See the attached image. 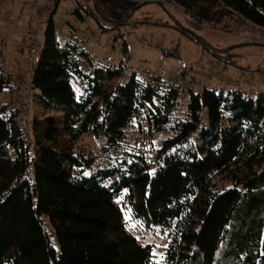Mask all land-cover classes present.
Segmentation results:
<instances>
[{"label": "trees", "instance_id": "obj_1", "mask_svg": "<svg viewBox=\"0 0 264 264\" xmlns=\"http://www.w3.org/2000/svg\"><path fill=\"white\" fill-rule=\"evenodd\" d=\"M163 1L200 24L238 17L264 29V0ZM53 16L31 71L38 112L23 128L17 107H0V264H264V91L190 89L185 119L170 125L178 86L95 68L59 45ZM169 127L154 160L122 147L131 129ZM85 134L102 151L75 148ZM129 222L165 233L163 262Z\"/></svg>", "mask_w": 264, "mask_h": 264}, {"label": "rangeland", "instance_id": "obj_2", "mask_svg": "<svg viewBox=\"0 0 264 264\" xmlns=\"http://www.w3.org/2000/svg\"><path fill=\"white\" fill-rule=\"evenodd\" d=\"M47 2L0 0V49L15 84L11 95L9 90L0 94V107L11 103L19 109L20 116L27 115L29 119L38 112L32 97L30 75L35 65L29 49L35 42L31 37L38 33L44 16L46 22L51 18L46 10ZM78 7L84 21L74 14ZM34 9L38 13L44 9L43 14L35 16ZM53 14L59 45L70 44L78 53H88L95 68L122 64L126 71L123 83L135 74L142 83L158 80L165 87L178 86L180 106L170 125L185 119L190 89L199 92L210 86L227 93L238 90L233 85L239 82L264 88V29L238 17L224 19L219 24H200L177 4L163 0H60ZM44 33H40L41 45ZM78 58L81 65L89 68L85 56ZM27 124L24 127L23 123V128ZM171 129L151 137L131 129L121 144L128 153H146L149 160H154L163 141L174 136ZM103 144L95 136L85 134L75 148L86 154L99 153ZM119 160L114 156L109 161L116 164ZM129 227L140 243L155 245L156 261L163 262L168 240L165 233H150L135 222H129Z\"/></svg>", "mask_w": 264, "mask_h": 264}, {"label": "built area", "instance_id": "obj_3", "mask_svg": "<svg viewBox=\"0 0 264 264\" xmlns=\"http://www.w3.org/2000/svg\"><path fill=\"white\" fill-rule=\"evenodd\" d=\"M57 3H58V0H48V2H47V6H46V10H47V12L49 13V18L52 16V12L54 11V9H55V5H57ZM45 18V19H44ZM44 18H43V21L41 22V25H40V29H39V31H38V33L37 34H35V35H33L32 37H31V39H32V41L34 42V44H32L31 46H30V52H31V54H32V56H31V58H32V62H33V65L37 62V60H38V58H37V56H38V53H39V47L41 46V44H40V42H39V38H40V33L41 32H43L44 30H45V28H46V25H47V23H48V20H47V22H46V18H47V16H44ZM31 62V63H32ZM215 70V69H214ZM216 71V70H215ZM31 76V75H30ZM26 118H27V115H22L21 116V120H20V124H21V126H22V124L24 123V127H25V123H27V120H26ZM23 127V126H22Z\"/></svg>", "mask_w": 264, "mask_h": 264}, {"label": "crops", "instance_id": "obj_4", "mask_svg": "<svg viewBox=\"0 0 264 264\" xmlns=\"http://www.w3.org/2000/svg\"><path fill=\"white\" fill-rule=\"evenodd\" d=\"M60 3V2H59ZM47 6V5H46ZM43 10L44 9H42L39 13H38V11H36V9H34V15L35 14H37L38 15V17H40V15H42L43 14ZM36 16V15H35ZM33 20H31V22H32ZM216 73V71L214 70V73L213 74H215ZM227 73H228V71H227ZM260 84V83H259ZM208 85H210V84H208ZM219 86H222V87H224L225 85H223V84H221V85H219ZM233 86H238V88H239V90H244V91H250V92H256V94H257V92L258 91H264V88H259V87H252V86H256V85H248V84H246V83H241V82H239V83H236V84H234ZM252 87V88H251ZM251 88V89H250Z\"/></svg>", "mask_w": 264, "mask_h": 264}, {"label": "flooded vegetation", "instance_id": "obj_5", "mask_svg": "<svg viewBox=\"0 0 264 264\" xmlns=\"http://www.w3.org/2000/svg\"><path fill=\"white\" fill-rule=\"evenodd\" d=\"M54 13H56V12H54ZM53 15H54V14H53ZM53 15H52V16H53ZM52 16H51V17H52Z\"/></svg>", "mask_w": 264, "mask_h": 264}]
</instances>
